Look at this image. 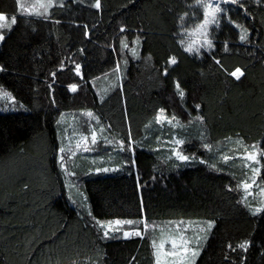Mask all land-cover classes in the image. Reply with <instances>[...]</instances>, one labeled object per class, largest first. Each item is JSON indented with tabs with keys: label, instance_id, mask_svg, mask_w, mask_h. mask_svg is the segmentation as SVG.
<instances>
[{
	"label": "trees",
	"instance_id": "1",
	"mask_svg": "<svg viewBox=\"0 0 264 264\" xmlns=\"http://www.w3.org/2000/svg\"><path fill=\"white\" fill-rule=\"evenodd\" d=\"M57 1L36 15L0 0L16 16L0 47V89L15 97L0 98V264H154L151 241L175 220L216 222L195 264H264V211L236 188L251 173L235 156L264 147V0L222 1L199 52L180 43L203 19L197 0ZM177 137L192 159L172 155ZM116 218L143 234L105 237L98 221Z\"/></svg>",
	"mask_w": 264,
	"mask_h": 264
},
{
	"label": "snow or ice",
	"instance_id": "2",
	"mask_svg": "<svg viewBox=\"0 0 264 264\" xmlns=\"http://www.w3.org/2000/svg\"><path fill=\"white\" fill-rule=\"evenodd\" d=\"M233 3L236 2V0H232ZM18 8L23 10L24 4L20 3V0H17ZM54 3V0H36V2L27 9V11L31 13H35L36 15H43L46 13L49 9V7ZM197 3L202 4V7L204 8L203 12V19L198 23L195 24L191 28H185L181 26V31L185 33V35L189 36V40L185 41L184 39L180 40L181 45H186V51L188 52H199L201 47H204L205 44L208 46H212V41L208 36V28L209 25L213 24L217 20V13L221 10L220 6L213 5L212 0H207L206 3H203V0H197ZM95 7L100 8L101 7V0H95ZM40 9H43V11H40ZM187 13H184L181 17V21L183 22L184 16H187ZM195 15V14H193ZM7 19V14L0 12V21H4ZM12 23H15L16 16L13 15L11 17ZM232 23H236L235 21H232ZM11 27V25H3L0 24V27ZM239 27V25H237ZM123 30V28H122ZM192 34H196L197 36L202 38L203 42H193L191 41L190 37ZM4 38L3 34L0 33V40ZM240 39L246 40L247 36L242 33L240 35ZM121 45L124 48H127L128 45L121 41ZM133 55H137V52L135 48L132 49ZM170 61L172 64H175L177 62V58L175 56L170 57ZM63 67V65H61ZM80 66L76 65V70L79 71ZM117 68H119V65H117ZM165 73H167L168 69H164ZM52 75H55L53 73ZM232 76L239 79L241 75H243L242 69L237 67L235 70L231 73ZM69 87L75 91L77 89L76 84H71ZM176 88L178 90V93L181 97L185 95L184 91L181 89L179 81L176 83ZM0 97H3L5 99L11 98L15 99L11 95V93L8 92H0ZM196 108H200V105L197 104ZM89 116L92 115L91 112L88 113ZM98 119V118H97ZM200 120H203L204 117L200 116ZM157 122L163 123L164 121H168L169 123H172L175 120V117H169L165 114V109L161 108L156 116ZM97 139V132L95 130H91V142L94 144ZM159 140V137H157ZM83 142V143H82ZM87 142L88 137L82 136L81 140H78L76 143V148L79 149L80 147L87 148ZM123 141H120V145L123 146ZM169 143H172L175 147L173 148L172 155L175 156L180 161H188L192 159L193 157H190L188 155H185L183 151L179 148V146H182L185 144V140L183 138H175L172 141H169ZM203 147L205 149H210L211 145L208 143L203 144ZM60 153L62 155L60 156V167L64 169L65 172L68 171L67 164L65 161V156L63 153L66 151H71L70 148L66 149L65 147L61 146L59 149ZM75 155V153H72ZM235 156L240 157L244 161V167L249 169L251 175L248 176L246 174V178L242 179L237 185V189H243L244 196L243 199L245 202H247V198L249 195H253V193L250 191V189L253 188V186L256 183V178L261 173V168L264 167V163H262V158H264V147H261L260 145L253 144L251 146H244L243 152H236ZM222 159L225 163H227L229 160L235 159V157H230L229 155H222ZM213 168H216V164L211 165ZM104 171H108L109 169L105 168ZM95 171L99 172L101 171L100 168H96ZM72 175H75V173H71ZM259 192L261 194H264V187L259 188ZM247 206L252 210L254 213H259L264 211V201H261V203L257 206H254L252 204H247ZM215 220H208L206 224L204 225H194L191 221L188 223H184L183 221L176 222L174 227L172 226V222H169V227H161L160 232V238L159 240L153 239L151 241L152 247H153V254H154V264H195V258L200 254L202 248H201V241L207 240V233L211 231L215 224ZM98 224L100 227L103 228V234L105 237H109L114 232H123L124 237H129L132 235L135 236H141L143 233L141 232V229L139 227H133L130 229L122 230V226L124 225H134L135 221L128 219L123 220L120 218H116L114 220H108V221H98ZM148 225L145 222L144 228L147 229ZM191 231V234H189V230ZM251 242L249 240H244L242 243H238L237 247L241 249L247 248V246ZM229 248H231L233 251H235V248H233L232 244L229 243Z\"/></svg>",
	"mask_w": 264,
	"mask_h": 264
},
{
	"label": "rangeland",
	"instance_id": "3",
	"mask_svg": "<svg viewBox=\"0 0 264 264\" xmlns=\"http://www.w3.org/2000/svg\"><path fill=\"white\" fill-rule=\"evenodd\" d=\"M22 2H23V4H24V9L22 10L23 12H25V13H27V14H30L28 11H27V9L29 8V7H31L35 2H36V0H21ZM222 1H224V0H212V3H213V5L215 6V5H219L220 6V9H221V3H222ZM58 1L57 0H54V3L53 4H56ZM207 2V0H204L203 1V3H206ZM52 4V5H53ZM51 5V6H52ZM201 7H202V4H201ZM40 11H43V9H40ZM202 11L204 12V8L202 7ZM31 14H35V13H31ZM45 14V13H44ZM218 14V13H217ZM0 24H3V25H12V21H10L9 19H8V17H7V19L6 20H4V21H0ZM210 26V25H209ZM10 28L11 27H7V26H4V27H0V33H2L3 34V36L5 37V35H6V33L10 30ZM188 38H189V36H188ZM4 39V38H3ZM3 39L2 40H0V47H1V44H2V42H3ZM190 39H191V41H193V42H203L202 41V38L201 37H199V36H197L196 34H192L191 35V37H190ZM194 52H196V51H194ZM0 92H3L1 89H0ZM1 98V97H0ZM0 100H2V99H0ZM9 100L11 101L12 99L11 98H9ZM258 182V177L256 178V183H255V185L253 186V188L252 189H250V191L253 193V195H249L248 197H253L252 199L254 200V201H256V202H260L261 203V201H264V194H261L260 192H259V188H261V186L257 183ZM179 221H183V220H175V221H172V223H176V222H179ZM189 221H191L194 225H199V223H200V221L199 220H188V221H185L186 223H188ZM184 222V221H183ZM174 224L172 225V226H174ZM166 226H167V228L169 227V224H166ZM122 230H126V229H124L123 228V226H122ZM191 229L189 230V234H191Z\"/></svg>",
	"mask_w": 264,
	"mask_h": 264
}]
</instances>
